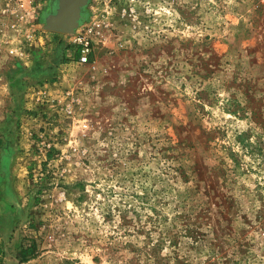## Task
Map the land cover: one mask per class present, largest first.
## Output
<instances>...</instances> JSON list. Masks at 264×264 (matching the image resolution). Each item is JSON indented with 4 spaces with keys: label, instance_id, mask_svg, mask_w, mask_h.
<instances>
[{
    "label": "rangeland",
    "instance_id": "374dc122",
    "mask_svg": "<svg viewBox=\"0 0 264 264\" xmlns=\"http://www.w3.org/2000/svg\"><path fill=\"white\" fill-rule=\"evenodd\" d=\"M49 2L0 0V264H264V0Z\"/></svg>",
    "mask_w": 264,
    "mask_h": 264
},
{
    "label": "water",
    "instance_id": "95a60500",
    "mask_svg": "<svg viewBox=\"0 0 264 264\" xmlns=\"http://www.w3.org/2000/svg\"><path fill=\"white\" fill-rule=\"evenodd\" d=\"M62 1L63 0H58L57 8L54 10V12L52 14H50L49 16L45 17L43 28L45 30H49V31L69 34V31L71 30V28L76 23V19H79V15H80L81 9L86 4L87 0H77V3H75L71 7H70V5L72 3H74L75 0H66L65 7L68 6V8L69 7L71 8V14H70L69 18L67 19L68 21H66L65 24H62V25L59 24L60 26H57V25H55L53 23H50L49 20H50L51 17H54L57 21L58 20L61 21L63 19V14H64V11H65V8H64V11H63V9H62L63 2Z\"/></svg>",
    "mask_w": 264,
    "mask_h": 264
},
{
    "label": "built area",
    "instance_id": "2783aa9c",
    "mask_svg": "<svg viewBox=\"0 0 264 264\" xmlns=\"http://www.w3.org/2000/svg\"><path fill=\"white\" fill-rule=\"evenodd\" d=\"M8 3L11 4V6L15 7L16 9H19L22 12H30L32 9H40L43 6H45L48 2V0H7ZM74 41L78 44L79 46V57L78 61L79 62H86L87 61V56L90 51V45L89 41L87 38L83 35H78ZM10 52H13L10 50Z\"/></svg>",
    "mask_w": 264,
    "mask_h": 264
},
{
    "label": "bare ground",
    "instance_id": "6f19581e",
    "mask_svg": "<svg viewBox=\"0 0 264 264\" xmlns=\"http://www.w3.org/2000/svg\"><path fill=\"white\" fill-rule=\"evenodd\" d=\"M63 2V7H62V9H63V11H64V8H65V11H64V14H63V19L61 20V21H57L54 17H49L50 18V23H53V24H55V25H57V26H60V25H62V24H65L66 23V21H68L67 19L69 18V16H70V14H71V6L72 5H74L75 3H77V0H75V2L74 3H72L71 5H70V7L68 8V6H66L65 7V5H66V0H63L62 1ZM57 3H58V0H56V6H55V8L53 9V11L52 12H49V13H47L46 14V16L45 17H47V16H49L50 14H52L53 12H54V10L57 8ZM49 5V4H48ZM48 8H49V6H48ZM47 8V9H48ZM67 10V11H66ZM66 12V13H65ZM79 17H80V15H79ZM77 22H78V19H76V23H75V25L71 28V30L69 31V33H72V31H73V29H74V27L77 25ZM60 24V25H59Z\"/></svg>",
    "mask_w": 264,
    "mask_h": 264
},
{
    "label": "crops",
    "instance_id": "0c3cea01",
    "mask_svg": "<svg viewBox=\"0 0 264 264\" xmlns=\"http://www.w3.org/2000/svg\"><path fill=\"white\" fill-rule=\"evenodd\" d=\"M53 4V0H52V2H51V0H50V2H49V9L51 10V5Z\"/></svg>",
    "mask_w": 264,
    "mask_h": 264
},
{
    "label": "flooded vegetation",
    "instance_id": "af4514ba",
    "mask_svg": "<svg viewBox=\"0 0 264 264\" xmlns=\"http://www.w3.org/2000/svg\"><path fill=\"white\" fill-rule=\"evenodd\" d=\"M54 1V0H53ZM55 2H56V0H55ZM55 7H53V9H54ZM53 9H52V5H51V10L53 11Z\"/></svg>",
    "mask_w": 264,
    "mask_h": 264
}]
</instances>
